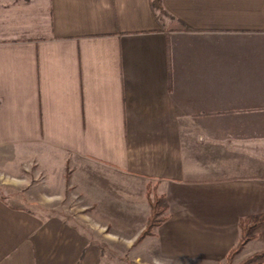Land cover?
<instances>
[{"label":"crops","instance_id":"obj_1","mask_svg":"<svg viewBox=\"0 0 264 264\" xmlns=\"http://www.w3.org/2000/svg\"><path fill=\"white\" fill-rule=\"evenodd\" d=\"M162 7L0 0V177L50 157L87 194L83 168L152 183L163 220L139 244L146 197L88 194L119 209L135 263L226 264L242 223L259 220L247 248L264 250V0ZM102 259L71 223L0 197V264Z\"/></svg>","mask_w":264,"mask_h":264},{"label":"rangeland","instance_id":"obj_2","mask_svg":"<svg viewBox=\"0 0 264 264\" xmlns=\"http://www.w3.org/2000/svg\"><path fill=\"white\" fill-rule=\"evenodd\" d=\"M43 161L45 166H40L37 163L38 161L35 160L20 165L15 175L11 177L1 175L0 197L10 199L12 204L25 207L39 215H54L62 218L65 222L71 223L81 230L90 243L101 247L102 262L104 264H142L143 262L135 263L136 256L133 255L135 250L130 251L125 248L127 241L122 238L126 234L120 232L119 224L114 220L118 215L116 213H119V209L116 208L113 211L116 213L113 215L107 208L106 213L103 209L96 207L88 194L95 195V188L98 186L104 188L109 196L108 205L111 201L118 203L120 200H125L124 196L126 197V195H128L129 201H135L138 197L143 199L146 197L149 202V199L154 196L159 197L155 185L149 183L150 187L146 190L147 182L141 179L124 178L109 171L102 174L96 168H83V170H88L91 174H94H90L94 180H92V185L86 187L87 194L86 191H80L71 184L68 179L69 172L67 168H63V164L60 163L58 158L48 157ZM84 172L87 174L86 171ZM94 176H97L96 179ZM119 196L123 197L120 198ZM159 206L161 208L160 202ZM245 223H242V225ZM249 224L253 225L251 221ZM139 237L135 241L136 244L141 243L149 236L140 241L138 240ZM252 238L250 234V238L242 246L239 253L234 256L231 264H240V262L256 253L264 252L262 250L251 253L255 247L250 245L247 248V244Z\"/></svg>","mask_w":264,"mask_h":264},{"label":"trees","instance_id":"obj_3","mask_svg":"<svg viewBox=\"0 0 264 264\" xmlns=\"http://www.w3.org/2000/svg\"><path fill=\"white\" fill-rule=\"evenodd\" d=\"M151 5L154 9V11L158 14L159 19L165 16V11L162 7V0H151ZM186 29V28H184ZM160 198L157 196H154L152 199H149V205H150V215L147 220V224L145 229L143 230L141 236L139 237V241L142 240L146 236L152 235V230L159 226L162 222V214L163 209L159 206ZM259 223V220L253 225L250 224H244L241 226V241L239 242L238 246L234 248L227 257V264H231V261L233 260L234 256L239 253L242 246L248 241L250 238L251 230L254 228V226H257ZM264 263V252H259L254 254L253 256L249 257L248 259L240 262V264H263Z\"/></svg>","mask_w":264,"mask_h":264}]
</instances>
